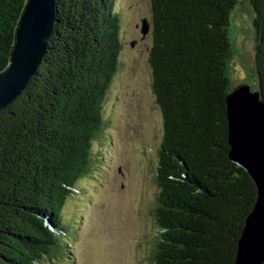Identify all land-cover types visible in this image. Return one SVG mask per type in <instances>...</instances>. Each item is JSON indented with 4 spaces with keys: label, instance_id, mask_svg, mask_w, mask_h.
<instances>
[{
    "label": "trees",
    "instance_id": "1",
    "mask_svg": "<svg viewBox=\"0 0 264 264\" xmlns=\"http://www.w3.org/2000/svg\"><path fill=\"white\" fill-rule=\"evenodd\" d=\"M239 1L149 0L150 85L162 136L148 264H233L256 195L228 156L224 70L229 15ZM248 1L264 99V0ZM26 2L0 0V72ZM116 8V0H54L47 50L0 109V264L69 259L62 208L99 160L94 143L104 133L103 102L122 48Z\"/></svg>",
    "mask_w": 264,
    "mask_h": 264
},
{
    "label": "rangeland",
    "instance_id": "2",
    "mask_svg": "<svg viewBox=\"0 0 264 264\" xmlns=\"http://www.w3.org/2000/svg\"><path fill=\"white\" fill-rule=\"evenodd\" d=\"M116 7L122 48L103 102L104 133L94 143L99 160L64 203L69 259L54 264H148L150 259L162 136V117L150 85L151 25L145 35L140 31L142 18L151 22V11L149 0H116ZM253 16L248 0L237 2L229 15L231 53L224 70L229 89L240 83L258 88Z\"/></svg>",
    "mask_w": 264,
    "mask_h": 264
},
{
    "label": "water",
    "instance_id": "3",
    "mask_svg": "<svg viewBox=\"0 0 264 264\" xmlns=\"http://www.w3.org/2000/svg\"><path fill=\"white\" fill-rule=\"evenodd\" d=\"M15 30L7 68L0 72V109L21 92L44 51L54 22V0H27ZM150 22L141 19L145 35ZM133 44V43H132ZM229 158L243 167L255 186L233 264L264 263V99L259 89L236 84L226 94Z\"/></svg>",
    "mask_w": 264,
    "mask_h": 264
}]
</instances>
